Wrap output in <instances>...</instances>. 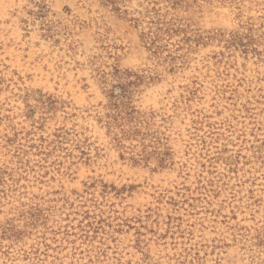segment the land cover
I'll use <instances>...</instances> for the list:
<instances>
[{
    "label": "rangeland",
    "instance_id": "rangeland-1",
    "mask_svg": "<svg viewBox=\"0 0 264 264\" xmlns=\"http://www.w3.org/2000/svg\"><path fill=\"white\" fill-rule=\"evenodd\" d=\"M116 7L0 0V264H264V0Z\"/></svg>",
    "mask_w": 264,
    "mask_h": 264
},
{
    "label": "trees",
    "instance_id": "trees-1",
    "mask_svg": "<svg viewBox=\"0 0 264 264\" xmlns=\"http://www.w3.org/2000/svg\"><path fill=\"white\" fill-rule=\"evenodd\" d=\"M105 3L113 5L115 7V9L119 10L120 8L116 7L117 6V2L119 0H103ZM155 13L150 14V20H148V31H142L141 35L142 38L145 40L146 44L149 43L150 49L151 48H155L154 52H157L158 49L160 48V46L157 44V42L159 41V39L161 38V34L163 33H167L168 31L172 30V31H176V29H174L173 25L174 23H170L167 22L165 23L164 20H162L161 18H159L156 14V9H154ZM150 13V11L147 12V14ZM156 14V16H155ZM138 20V19H136ZM122 87V94H120L121 96H124L125 94V87L123 86V84L121 85ZM113 95V94H112ZM114 106H116V104H113Z\"/></svg>",
    "mask_w": 264,
    "mask_h": 264
},
{
    "label": "snow or ice",
    "instance_id": "snow-or-ice-1",
    "mask_svg": "<svg viewBox=\"0 0 264 264\" xmlns=\"http://www.w3.org/2000/svg\"><path fill=\"white\" fill-rule=\"evenodd\" d=\"M120 131H121V133L122 134H124V135H131V136H135V131H134V125H132V124H129V125H127V128L125 129V127H123V126H121L120 127Z\"/></svg>",
    "mask_w": 264,
    "mask_h": 264
}]
</instances>
